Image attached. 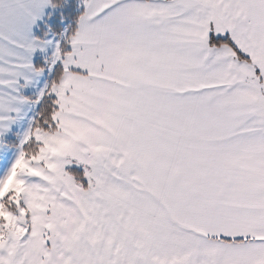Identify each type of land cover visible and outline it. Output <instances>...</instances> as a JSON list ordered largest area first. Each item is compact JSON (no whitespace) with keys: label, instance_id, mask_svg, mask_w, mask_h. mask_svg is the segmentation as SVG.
Masks as SVG:
<instances>
[{"label":"snow or ice","instance_id":"1","mask_svg":"<svg viewBox=\"0 0 264 264\" xmlns=\"http://www.w3.org/2000/svg\"><path fill=\"white\" fill-rule=\"evenodd\" d=\"M0 264H264V0H0Z\"/></svg>","mask_w":264,"mask_h":264}]
</instances>
